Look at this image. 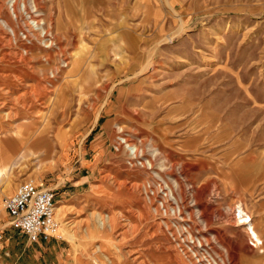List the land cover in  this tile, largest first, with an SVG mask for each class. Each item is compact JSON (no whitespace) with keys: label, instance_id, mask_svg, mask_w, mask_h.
I'll return each instance as SVG.
<instances>
[{"label":"rangeland","instance_id":"374dc122","mask_svg":"<svg viewBox=\"0 0 264 264\" xmlns=\"http://www.w3.org/2000/svg\"><path fill=\"white\" fill-rule=\"evenodd\" d=\"M20 3L15 19L0 0V264L23 249L4 203L28 181L65 204L68 264H195L161 222L162 194L145 191L155 181L218 264H264L236 210L264 241V0ZM29 14L49 42L28 33ZM47 129L65 142L50 155L32 148Z\"/></svg>","mask_w":264,"mask_h":264},{"label":"built area","instance_id":"2783aa9c","mask_svg":"<svg viewBox=\"0 0 264 264\" xmlns=\"http://www.w3.org/2000/svg\"><path fill=\"white\" fill-rule=\"evenodd\" d=\"M122 141V140H121ZM129 150V149H128ZM129 152V151H128ZM130 154V152H129ZM127 165L130 167L143 168V161L136 156L129 155ZM147 185L145 191L153 195L156 191L161 192L164 198L163 205L165 215L177 218L180 216L181 203L177 202L172 190L164 182L155 181ZM153 186V187H152ZM150 195V194H149ZM5 210L10 217V226L13 230L19 231L26 235L31 242H38L39 239L48 240L50 238H60L58 234L59 224L55 218V192L52 189L43 188L34 182L28 181L21 183L15 193L5 200ZM173 211L171 212V210ZM5 242L3 233H0V249Z\"/></svg>","mask_w":264,"mask_h":264},{"label":"bare ground","instance_id":"6f19581e","mask_svg":"<svg viewBox=\"0 0 264 264\" xmlns=\"http://www.w3.org/2000/svg\"><path fill=\"white\" fill-rule=\"evenodd\" d=\"M6 3H7V5L9 4V10H8L9 12L8 13L10 14V17L13 16L15 19H18V17H19L18 16V12L19 11L17 9H20V11L23 10L24 12H27L26 11L27 9H26L25 3H20V0H6ZM37 13H38L37 10L36 11H33V14L36 15V17L39 16V15H37ZM27 15H28V13H27ZM29 17H30V20L29 21H31L32 23H31V27H30L31 29L28 30V33L30 35L34 36V34H33L34 30L35 31H38V32L40 31V33H39L40 37L43 38L44 40L46 39V41H44V40L43 41L45 43L47 41L49 42V39H50V37L52 38V35L50 34V32L48 30H46L44 28L45 24L43 23V20H35V19L32 18V16L30 14H29ZM13 34H15V33H13ZM28 37L29 36L26 35L25 36V39L28 38ZM52 45H53V43L51 44V47H52ZM46 46H47V44L45 45V48H46ZM22 131H26V129L25 130H22ZM47 136H48V129L46 130V134H44V136L37 137L34 140L35 141V144L33 145L32 148L34 149L43 140L45 141L46 139H48ZM121 140H122V143L121 144H124L125 148H128L129 147V149L130 148L133 149L132 150V155L137 156L136 154L141 152L136 146H134L132 144H129L128 139H125V140L124 139H121ZM147 194H148V192H147ZM160 194H162V193L160 192ZM171 194L172 193L170 192V195ZM155 195H156V192L153 195H150V196H155ZM173 199H175V198H173ZM55 200H56V205H55L56 206L55 207L56 208L55 209V218L57 219L58 218V213H60L61 211H65V210H63L65 208V206H63L61 204H58L56 195H55ZM149 200H150V198H149ZM162 202L163 201H161L159 203L160 211H161V216L163 217V219L161 220V222L167 223L168 226L171 227V231H172L171 237L173 238V243L175 244V242H177V241L180 242V243L177 242V246H178V248H180L179 250L182 253L185 252V251H187L186 253H188L189 256L191 254L192 255L191 258H192V260H193V262L195 264H218L217 260L212 255L211 248L208 245L209 243L206 244L203 241V239L200 238L199 236L195 235V236H197V238H195V236L192 235V225H191V222L186 220V219H189V218H186L185 215H183V213L181 211H180V213H182V214H180L179 217L174 218V219H172L169 215H165L164 214L165 213L164 210L162 211V209L165 207V204H164L165 202L163 203V205L161 204ZM179 209H180V207H179ZM236 210L239 211V216H238L239 219L237 220L238 225L244 226V230L246 231V233L248 235L249 242L255 244L256 247H258L259 249H261V247L264 245V242L262 240L261 235L256 230L255 225L252 222L253 220L245 213V211L242 209V207H238ZM172 211H173V209L171 210V212ZM168 218H170V219L167 222L166 220ZM57 221H58V224H59V228H58V233H59V230H60V222H59L58 219H57ZM179 221L181 223H179ZM185 221H187V222H185ZM205 227H206V225H205ZM181 233H187L188 234L187 239H185L184 238V234H181ZM177 234H179V236H177ZM176 237H178V238H176ZM5 241H6V239H5ZM178 243H179V245H178ZM183 247H186V248L183 249ZM188 254H186V255H188Z\"/></svg>","mask_w":264,"mask_h":264},{"label":"crops","instance_id":"0c3cea01","mask_svg":"<svg viewBox=\"0 0 264 264\" xmlns=\"http://www.w3.org/2000/svg\"><path fill=\"white\" fill-rule=\"evenodd\" d=\"M48 136L49 138L46 139L45 141L43 140L40 144H38L33 151H40L45 153L46 155H50L54 151L56 144L60 145L61 147L65 145L62 134H59L57 136V139H51L50 134H48ZM101 148H102V144L99 140L96 143H94V145L91 147V149L96 153H98L101 150ZM90 167L91 165L89 164V162L86 159H84V161L81 163V169H83L81 172L82 174H80V176L76 178L77 179L76 183L80 182V184L77 185L78 188H80V186L83 187L88 184L89 176H87L86 173H88L87 170ZM39 186L43 187V185H39ZM54 192L57 198L58 193L56 191ZM67 195L68 194L65 191L63 192L61 197L66 198ZM60 200L59 198L57 199V201ZM58 204L65 206L63 202H58ZM14 232L18 233L22 237L19 244H21L23 248V249L20 248L21 254L14 264H68L70 249H69V245L66 242L56 240L55 238H50L48 240L40 239L38 242H31L28 239V237L23 233L16 230H14ZM220 232L226 234L225 230H220ZM4 243L6 244V246H8L9 240H6ZM11 253L12 251H10L9 249L10 257H11Z\"/></svg>","mask_w":264,"mask_h":264}]
</instances>
